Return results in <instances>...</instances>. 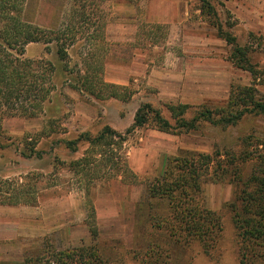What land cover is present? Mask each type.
<instances>
[{"label": "rangeland", "instance_id": "obj_1", "mask_svg": "<svg viewBox=\"0 0 264 264\" xmlns=\"http://www.w3.org/2000/svg\"><path fill=\"white\" fill-rule=\"evenodd\" d=\"M208 1L217 10L223 28L236 37L238 45L249 46L251 63L263 70L264 0ZM97 2L99 7L92 19L100 16L103 21L100 34L92 26L78 30L65 61L58 58L54 43H31L26 48V58H42L54 65L55 86L42 113L35 118L0 115V199L14 200L21 210L16 220L19 234L13 239H0V264H21L26 258L27 264H66L75 250L89 247L98 248L103 264H141L149 248L167 256L164 259L168 264H238L235 229L227 207L234 199L232 183H202L205 207L216 211L221 219L222 229L212 256H206L198 243L182 245L157 228L156 224L169 220L168 199L150 196L146 189L163 178L168 162L177 156L218 154L214 157L231 170L233 153L242 148L249 155L264 150L259 145L264 142V116L246 115L234 125L200 122L196 129L178 134L160 132L147 124L127 135L115 151L113 162L103 160L101 165L93 164L79 173L72 169L71 164L82 156L87 144L80 141L73 151L67 141L84 132L95 136L105 126L124 133L144 102L160 109L173 123L166 104L157 102L151 91L144 89L145 79L131 80V68L142 70L146 64L148 71L153 66L171 64L176 56L184 60L191 55L194 63L220 66L225 74L229 71L234 79L230 84H252L250 73L230 61V46L201 14L198 0ZM70 3L26 0L23 19L43 29L63 30ZM154 18L161 22L156 23ZM93 62L101 64L103 80L121 84L130 78L126 86L139 94L125 102L75 89L82 83L80 75ZM254 88L257 97L264 99V80L257 79ZM228 92L222 89L199 105L189 104L186 117H191L196 107L224 105ZM117 158L135 174V183L131 174L116 176ZM254 161L242 163L244 175L251 173ZM87 187L94 218L87 206ZM34 204L39 206L36 213L31 211ZM14 211H1L0 221L13 220ZM4 226L0 224V228ZM90 228L96 229V237Z\"/></svg>", "mask_w": 264, "mask_h": 264}, {"label": "trees", "instance_id": "obj_2", "mask_svg": "<svg viewBox=\"0 0 264 264\" xmlns=\"http://www.w3.org/2000/svg\"><path fill=\"white\" fill-rule=\"evenodd\" d=\"M25 1L0 0V115L35 118L42 113L45 102L54 90L55 70L49 60L26 58V47L31 43H54L58 58L65 61L68 57V47L73 45L81 28L85 31L90 26L95 27L93 31H97L99 35L104 24L99 19L100 16L92 19L99 7L97 0H71L65 28L43 29L23 19ZM198 1L201 14L209 19L210 25L216 29L217 36L230 46V61L235 67L250 73L252 84H230L224 105L196 107L194 114L189 118L186 114L191 108L190 105L166 104L173 123L162 115L160 109L144 102L135 111L133 123L124 133L109 126H105L95 136L87 132L81 133L66 142L67 147L73 151L76 150L78 142L87 144L82 156L71 164L76 173L83 172L93 164L101 165L103 160L113 162L116 159L115 151L121 148L127 135L147 124H151L160 132L178 134L180 131L196 129L200 122L234 125L246 115L264 116V99L257 97L254 88L257 79L264 80V68L259 71L251 63L248 55L251 49L248 45H238L236 37L223 28L215 7L208 0ZM88 65L90 66L84 70L85 73L80 75L82 83L76 84L75 89L97 98L108 96L125 102L132 97L134 92L129 87L108 83L102 79L100 63L93 62ZM91 72L95 76L90 75ZM52 132L53 130H48V133ZM259 145L264 147V142ZM243 149L231 155V170L225 169L220 160L215 158L218 154L195 152L172 158L163 178L150 184L146 191L150 196L168 199L169 220L156 224L158 229H164L182 245L196 242L206 256H212L222 229L221 219L216 211L205 207L202 183L206 180L232 183L235 187L234 199L227 207L235 229L238 264H264V150L249 155L245 154ZM253 159L256 162L252 164L251 173L244 175L242 163ZM114 165L116 176L128 173L133 179L136 177L125 167L123 161H118V158ZM132 181L136 182L135 179ZM89 188H86L87 206L90 216L94 218L95 209ZM19 199L20 197L16 198L17 201ZM0 204L16 203L14 200L5 201L3 198L0 199ZM90 231L96 237V229L90 228ZM75 251V256L69 258L66 264L104 263L98 248H81ZM139 255L140 253L136 252L138 259ZM146 257L140 259L141 264H168L164 259L167 256H162L155 248H149ZM28 259L21 264H27Z\"/></svg>", "mask_w": 264, "mask_h": 264}, {"label": "crops", "instance_id": "obj_3", "mask_svg": "<svg viewBox=\"0 0 264 264\" xmlns=\"http://www.w3.org/2000/svg\"><path fill=\"white\" fill-rule=\"evenodd\" d=\"M154 21L156 23L161 22L157 18H154ZM187 58L180 60L181 58L176 56L172 59L171 64L165 63L162 66H153L148 71L146 70V64L142 70L131 68L128 75L133 77L131 78L132 81H136L137 77L145 79L144 89H149L157 102L163 104L199 105L204 100L219 95L222 89L225 92L229 90L230 83L234 82L229 71L225 74L224 72L226 71H221L220 66L194 63L191 55ZM128 79L121 84H117V82L108 83L126 86L130 83V78ZM104 81L106 82L107 80ZM137 93L135 92L133 95ZM37 208H39L38 205H32V213H36L34 210ZM10 209L14 213V209H16V214H13V220L5 219L0 221V224L5 225L4 228H0V239H13L20 232V227L17 226L16 220L20 218L21 210L18 209L16 204H0V215L1 211H10Z\"/></svg>", "mask_w": 264, "mask_h": 264}]
</instances>
